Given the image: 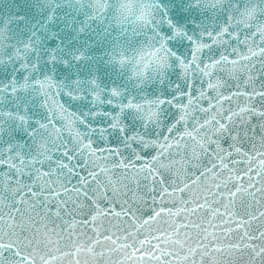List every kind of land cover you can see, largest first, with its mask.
<instances>
[{
    "label": "snow or ice",
    "instance_id": "obj_1",
    "mask_svg": "<svg viewBox=\"0 0 264 264\" xmlns=\"http://www.w3.org/2000/svg\"><path fill=\"white\" fill-rule=\"evenodd\" d=\"M0 264H264V0H0Z\"/></svg>",
    "mask_w": 264,
    "mask_h": 264
}]
</instances>
